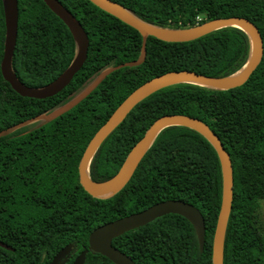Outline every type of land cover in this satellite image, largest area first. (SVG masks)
<instances>
[{"label":"trees","instance_id":"16d2710c","mask_svg":"<svg viewBox=\"0 0 264 264\" xmlns=\"http://www.w3.org/2000/svg\"><path fill=\"white\" fill-rule=\"evenodd\" d=\"M137 18L159 27L182 28L212 18L240 16L253 22L263 54L240 86L218 89L180 82L137 103L104 139L88 165L95 181L113 176L133 145L165 114L205 122L227 150L233 171V199L224 252L226 264H258L264 254L258 210L264 201V0H114ZM88 35L87 57L71 81L46 98L18 94L0 71V130L44 117L0 137V264H49L72 244L65 264L87 247L90 232L159 201L181 199L204 217L200 251L194 228L169 213L124 232L112 244L135 264H212V237L221 204V167L211 143L182 125L161 129L126 185L94 197L79 182L78 164L98 128L145 81L168 71L191 70L226 76L241 68L251 42L236 26L216 29L185 42L148 35L145 59L135 66L109 68L138 58L142 36L89 0H58ZM5 6L0 0V62L5 38ZM76 41L43 0H18L17 38L11 65L18 80L39 88L70 65ZM83 92L86 94L79 98ZM75 101V102H74ZM84 264H115L88 251Z\"/></svg>","mask_w":264,"mask_h":264},{"label":"water","instance_id":"95a60500","mask_svg":"<svg viewBox=\"0 0 264 264\" xmlns=\"http://www.w3.org/2000/svg\"><path fill=\"white\" fill-rule=\"evenodd\" d=\"M6 9L5 38L0 71L5 81L18 94L33 98H46L61 91L81 68L89 45L88 35L81 23L65 10L58 0H43L50 10L56 14L68 27L76 41V53L67 69L53 82L39 88L22 84L12 70L11 59L17 38L18 4L17 0H3ZM7 1V2H6ZM100 9L117 17L121 21L135 28L142 36V49L137 59L120 63L109 68L98 80L108 72L124 67L135 66L145 59V39L152 35L169 42H185L197 39L216 29L226 26H236L242 29L251 42L250 54L244 65L237 71L226 76H209L191 70L168 71L157 75L134 89L111 113L107 120L98 128L85 147L78 164L79 182L83 189L94 197H107L121 190L131 178L138 163L153 142L157 133L169 125L189 127L203 135L214 147L221 167V204L217 215L212 240V264H223V250L226 226L232 207L233 199V171L230 156L219 137L202 120L183 114H165L157 118L145 131L144 135L133 145L118 171L110 178L95 181L88 174L89 162L104 139L118 126L131 109L153 92L180 82L197 83L203 86L230 89L242 85L251 75L261 60L263 41L257 26L245 17L231 16L205 20L193 26L182 28L159 27L144 22L114 0H89ZM86 92L78 96L75 101L83 97ZM74 101V102H75ZM43 115L27 119L6 129L0 130V137L6 136L15 129L43 118ZM174 213L179 214L192 224L198 247L203 250L205 242L204 217L199 209L181 199H167L150 205L140 211L122 216L113 221L94 228L88 236V245L84 247L72 261V264H84L88 251L100 253L115 264H135L130 256L112 244V239L126 231L145 225L155 218ZM0 246L12 249L0 241ZM72 244L62 247L51 259L49 264H65Z\"/></svg>","mask_w":264,"mask_h":264},{"label":"flooded vegetation","instance_id":"af4514ba","mask_svg":"<svg viewBox=\"0 0 264 264\" xmlns=\"http://www.w3.org/2000/svg\"><path fill=\"white\" fill-rule=\"evenodd\" d=\"M44 2V1H43ZM45 3V2H44ZM17 4H18V0H17ZM50 9V8H49ZM5 15H6V9H5ZM214 234V233H213ZM196 236V235H195ZM258 236H260L261 237V241L259 242V244L261 243V244H263L264 245V231L263 232H261V233H258ZM212 240H213V237H212ZM198 243V242H197ZM211 253H212V251H211ZM254 260H256V262L258 263V264H264V254H262V255H258V256H256V257H254ZM211 262H212V256H211ZM226 262H227V260H226V258H225V252H224V250H223V264H226Z\"/></svg>","mask_w":264,"mask_h":264},{"label":"rangeland","instance_id":"374dc122","mask_svg":"<svg viewBox=\"0 0 264 264\" xmlns=\"http://www.w3.org/2000/svg\"><path fill=\"white\" fill-rule=\"evenodd\" d=\"M258 222L261 225L262 230L264 231V201L261 202V206L258 210Z\"/></svg>","mask_w":264,"mask_h":264}]
</instances>
